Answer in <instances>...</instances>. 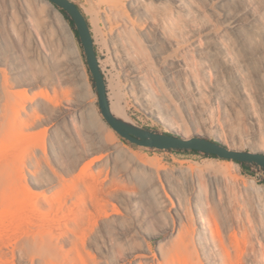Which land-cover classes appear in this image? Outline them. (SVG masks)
I'll return each instance as SVG.
<instances>
[{
	"label": "bare ground",
	"instance_id": "6f19581e",
	"mask_svg": "<svg viewBox=\"0 0 264 264\" xmlns=\"http://www.w3.org/2000/svg\"><path fill=\"white\" fill-rule=\"evenodd\" d=\"M40 1L0 0V264H264V186L234 160L125 145L71 23ZM89 1L115 115L264 153V0Z\"/></svg>",
	"mask_w": 264,
	"mask_h": 264
},
{
	"label": "water",
	"instance_id": "95a60500",
	"mask_svg": "<svg viewBox=\"0 0 264 264\" xmlns=\"http://www.w3.org/2000/svg\"><path fill=\"white\" fill-rule=\"evenodd\" d=\"M66 10L75 23L80 41L83 45L89 69L94 79L101 112L107 122L131 143L165 150H196L221 158L257 164L264 174V153L250 150H233L223 142L209 137L196 135L186 138L183 134L154 131L134 124L115 115L108 95L105 75L98 61L91 27L82 9L71 0H50Z\"/></svg>",
	"mask_w": 264,
	"mask_h": 264
},
{
	"label": "rangeland",
	"instance_id": "374dc122",
	"mask_svg": "<svg viewBox=\"0 0 264 264\" xmlns=\"http://www.w3.org/2000/svg\"><path fill=\"white\" fill-rule=\"evenodd\" d=\"M13 1L15 3L26 2L27 4L32 5V7L35 8L38 12H40L42 15L47 14L46 6H44L43 2H41L40 0H13ZM73 1L82 9L84 14L87 16V19L89 20L91 28L94 31L95 30L97 31V33H96L97 37L95 39V46H96L97 54L99 55V57L103 61V66H101V67L105 73V77L107 78V76L109 77V76H112L113 74H116L117 73L116 67L107 66V64H105V62H104V60L107 59V51H106V44L104 43L105 37H104V34L102 35L103 29L101 26V22H100L97 10L94 8V6L92 5V3L89 0H73ZM96 16H98V17H96ZM98 26H99V28H98ZM99 29L102 30V33H101V31H99ZM76 39H77V43H78L80 50H81V53H82V60H83L85 69H86V71L90 77L92 89L96 93V89L93 85V81H92V77H91L92 74H91V71L89 69V65L87 62V58L85 55L83 45H82L81 41L77 38V36H76ZM92 100L98 102V96L97 95L92 96ZM132 117L135 120L137 125H141L143 127L150 128L154 131L185 135L182 130L173 129L168 124L158 120L157 118H154L152 116L147 115L146 113H144L142 110H140L135 105L132 106ZM186 120H187L186 126L189 127L190 130L194 131L196 129V127L193 126L187 118H186ZM105 133H106V131H104V134ZM195 135H201L204 137H209L213 140L218 139L215 135H212V137H210L206 133H202V134L197 133ZM116 139L122 140L125 143V145H128L131 149H133V150H135L141 154H144V155L148 156L149 158L161 156V157H163V159H165L166 162L171 163V164H181V163L187 162L188 160H190L194 157H200L201 160H203L202 158H206V157L211 158V156H204V155L194 153V152H177V151H173V150H165V149H157V148L141 146V145L131 143L129 141L126 142L120 136H119V139L118 138H116ZM246 150H250V148H247ZM212 158H216L219 160H232V159H225V158H220V157H212ZM254 170H255V173L253 175L245 173L242 165L240 164V174L244 179H248V180L254 179L257 183L264 186V174H263V172L259 168H256V167H254Z\"/></svg>",
	"mask_w": 264,
	"mask_h": 264
},
{
	"label": "trees",
	"instance_id": "16d2710c",
	"mask_svg": "<svg viewBox=\"0 0 264 264\" xmlns=\"http://www.w3.org/2000/svg\"><path fill=\"white\" fill-rule=\"evenodd\" d=\"M61 9V11L64 13V15L66 16V18L69 20V22L71 23V26L73 27L74 29V32L77 36V38L80 40L79 38V34H78V31L77 29L75 28V23L73 21V19L70 17V15L67 13L66 10L62 9V8H59ZM92 77V76H91ZM92 81H93V85L95 87V83H94V79L92 77ZM96 89V88H95ZM100 108V107H99ZM118 136H120L124 141H128L126 138L122 137L120 134L117 133ZM130 142V141H129ZM173 151H177V152H194V153H198V154H201V155H204V156H211V157H218L216 155H212V154H207V153H204V152H199V151H196V150H182V149H176V150H173ZM238 163H240L243 167V170L245 173H248V174H254L255 173V170H254V167L256 168H259V166L257 164H251L249 162H240V161H237Z\"/></svg>",
	"mask_w": 264,
	"mask_h": 264
}]
</instances>
